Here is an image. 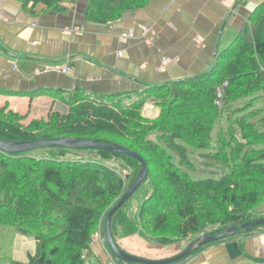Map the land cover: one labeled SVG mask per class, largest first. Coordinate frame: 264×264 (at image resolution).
I'll return each mask as SVG.
<instances>
[{"label": "trees", "instance_id": "16d2710c", "mask_svg": "<svg viewBox=\"0 0 264 264\" xmlns=\"http://www.w3.org/2000/svg\"><path fill=\"white\" fill-rule=\"evenodd\" d=\"M43 1L58 11L62 10L60 3L76 0ZM148 1L90 0L84 16L104 24ZM248 22L207 74L148 86L129 105L110 98L109 105L121 115L120 131L70 130L75 119H83L75 115L84 106L82 100L87 99L81 94L66 101L73 110L67 124L40 122L38 130L24 127V116L1 108L0 141L92 140L116 143L139 155L147 165V177L114 213L110 224L113 242L124 252L116 241L119 227L126 237L143 235L167 245L202 232L219 235L254 221L252 213L264 206V117L255 125L250 121L262 110L245 112L258 100L257 95L264 98V5ZM217 89L222 91L224 107L256 98L233 110L242 116L230 120L226 136L219 133L213 143V130L221 119V111L215 106ZM43 94L63 98L55 91ZM148 100L159 108L154 120L140 115ZM188 150L210 151V158L222 167L223 174L193 179L186 172L192 169ZM39 151L44 155L38 156ZM77 153L86 158L76 159ZM108 160L121 161L128 170L132 168V173L123 178L105 164ZM139 170L136 160L105 151L60 147L20 154L0 151V226L15 229L35 242V252L28 254L26 262L11 260L8 264H93L87 255L92 235ZM229 200L236 202L233 211L228 209ZM132 207L130 213L125 211Z\"/></svg>", "mask_w": 264, "mask_h": 264}, {"label": "crops", "instance_id": "0c3cea01", "mask_svg": "<svg viewBox=\"0 0 264 264\" xmlns=\"http://www.w3.org/2000/svg\"><path fill=\"white\" fill-rule=\"evenodd\" d=\"M89 1L62 2L56 11L43 0H0V107L8 103L12 112H29V124L39 106L50 102L63 107L56 116L67 120L73 110L66 101L75 95L127 101L148 86L205 75L264 5V0H149L101 24L85 19ZM128 33L132 37L123 39ZM163 57L174 64L161 69ZM46 66L69 72L35 76ZM52 91L63 98L43 94ZM262 211L256 219L264 218ZM183 250L173 246L151 259ZM89 259L111 258L93 244ZM176 264H264V227L195 249Z\"/></svg>", "mask_w": 264, "mask_h": 264}, {"label": "rangeland", "instance_id": "374dc122", "mask_svg": "<svg viewBox=\"0 0 264 264\" xmlns=\"http://www.w3.org/2000/svg\"><path fill=\"white\" fill-rule=\"evenodd\" d=\"M143 31H144L143 34L149 32L148 29H145ZM161 61H160V64H161ZM145 90L146 88H143L142 91H145ZM139 97H141L140 93L137 94L136 97H133L130 100H127V101L125 100L117 101L116 100L115 102H120L121 105H129L132 102L137 101ZM221 97L222 96L217 97L215 101V106H217L221 111V119L215 124V129L213 130V137H212L213 143L216 142V137L218 136L219 133L222 132L226 136L228 124H229L228 122L230 120L234 119L235 117L238 118L242 116L241 113H234L233 110L248 105L252 101V99L256 97H258V100L252 101V106L245 112V114L251 113L252 111H258V110L263 111V112L261 111V113L257 116L258 118L250 121L251 123H255V125L257 124V120L259 118L264 117V98L263 97L260 98L259 95H257L256 97L255 96L248 97L237 103L231 104L230 106H227V107H224V105H222L223 101ZM82 101L84 102L83 104L84 106L82 107L81 110L90 112L91 114L87 112H81V110L77 112L75 115L83 119H78V118L75 119L73 122L75 123L76 127L74 128H77V130L78 129H94V130H97V129L105 130L106 129V130H112V131H120V128L122 125L121 115L116 109L112 108L109 105V101H106V100L89 101L88 99H84ZM54 103L59 104L60 102L55 101L53 102V104ZM146 105L149 108H147ZM1 108L3 109L6 108V111H11L8 103H5L3 106L0 107V109ZM61 108L63 107H61L60 104L59 106L56 107L53 105L51 106L50 102L49 104H46V102H44L38 108L40 113L34 114L36 118L33 119L31 122H29V124L27 123V121H29L31 118V116H29L30 115L29 112L25 114L23 113L20 114L17 112H13V113H16V114H19L20 116L25 117L24 120L21 121V124L24 127L32 128V126H34V128L38 130L40 127L39 125L40 122L48 123V125H52L53 123H55L57 126L61 124H67V121L72 117L73 114L70 115L67 120H64L65 118L62 120L58 116H56L57 113L59 112L63 113L62 112L63 109ZM150 111L151 112L154 111V114H155L154 117L147 116V113ZM140 115L141 117L145 119L154 120L159 115V108L156 106L154 101L152 100L145 101V104H143L142 109L140 111ZM40 117H42L41 120H39ZM70 127H71L70 130L73 129L72 126ZM40 130L43 131L42 129ZM150 139L154 140V136H151ZM113 144H116V143H113ZM38 153H39L38 156L44 155L42 151H39ZM188 153H189V158L192 163V169L187 170L186 172L189 173V175L192 176L193 179L204 180V179L216 178V176H219V175L221 176L223 174L222 167L217 162H215L212 158H210V155H211L210 151L188 150ZM76 156H77L76 159L86 158L85 154L83 153H77ZM93 156H94V160H96V155H93ZM105 164L109 166L110 168H113L115 172L121 173V175H123V178L128 173L130 172L132 173V168L128 167L129 168L128 170L126 166L124 165V163H122L121 161L108 160V161H105ZM136 195L133 197V199L136 197ZM133 207L131 209L126 208L125 211L130 213L131 210L132 211L134 210ZM236 207L237 206H236L235 200L228 201V209L230 211L235 210ZM263 207L257 209L255 213H252V215L255 217L257 214H261L263 212L262 211ZM104 220L105 218L100 221L97 227V230L92 235V243L90 245V248L93 244H95L96 247L100 249V252H102L103 254L107 252L111 259L108 263H105L104 261H98V262L95 261L93 264H115V263L122 264L121 261H119L117 258H115L110 253V250L108 249V246L105 242ZM99 231H100V236L99 235L96 236L98 234L97 232ZM203 233L204 232L200 234H196V235L195 234L189 235L185 239L174 240V241L169 242L167 245H161L157 242L147 240L145 236L143 235L140 236V235L135 234V235L126 237L122 234L121 227H119L116 233V241L119 244V246L123 250H125V252H129L128 254H131L132 256H136V257L142 256L141 258L146 257V259L148 260H154V259H151L153 258L154 253L156 254L158 251H162V252L166 250L168 251L170 247H173V246L175 247L179 246L185 249L193 240L204 235ZM129 237H132V238H129ZM167 251L162 254L167 253ZM34 252H35V242L33 240H31L30 238H27L26 236L20 235L19 233L15 231V229L0 226V264H8L11 260H16L19 262H26L28 258L27 257L28 254H33ZM87 255L89 256V254ZM112 259H114L115 263H113Z\"/></svg>", "mask_w": 264, "mask_h": 264}, {"label": "water", "instance_id": "95a60500", "mask_svg": "<svg viewBox=\"0 0 264 264\" xmlns=\"http://www.w3.org/2000/svg\"><path fill=\"white\" fill-rule=\"evenodd\" d=\"M60 147L73 150H97L105 151L113 154L124 155L136 160L139 164L140 170L135 180L128 187L127 191L118 201V203L108 212L104 220V236L105 242L110 250V253L124 264H176L191 255V253L198 248L210 245L212 243L225 240L230 237L239 236L252 231L256 228L264 227V218L256 219L254 221L231 227L219 235H202L193 240L181 253L178 255L162 259V260H148L146 258L132 256L120 250L112 239L111 234V219L114 213L121 208V206L135 193V191L145 181L148 169L145 161L134 153L133 151L117 144L97 143L92 140H77L72 138L62 139H48L39 141H23V142H2L0 141V151L6 154H20L38 149Z\"/></svg>", "mask_w": 264, "mask_h": 264}, {"label": "built area", "instance_id": "2783aa9c", "mask_svg": "<svg viewBox=\"0 0 264 264\" xmlns=\"http://www.w3.org/2000/svg\"><path fill=\"white\" fill-rule=\"evenodd\" d=\"M131 37H132V34H123L122 35L123 39L124 38H131ZM172 64H174L173 59L169 60V59L163 58L161 61V64H160V68H165L168 65H172ZM53 72L67 74L69 72V69L68 68H61V67H54V66H46V67L42 68L40 71H38L37 73H35V76L53 73ZM225 86H226V83H224L222 87H225ZM220 89H217V97L222 95V91ZM97 233L98 234L96 236H98V235L100 236V231Z\"/></svg>", "mask_w": 264, "mask_h": 264}]
</instances>
